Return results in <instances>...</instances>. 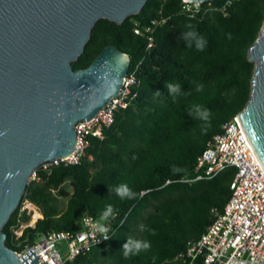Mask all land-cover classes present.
Instances as JSON below:
<instances>
[{
	"label": "trees",
	"instance_id": "trees-1",
	"mask_svg": "<svg viewBox=\"0 0 264 264\" xmlns=\"http://www.w3.org/2000/svg\"><path fill=\"white\" fill-rule=\"evenodd\" d=\"M183 5V0H147L121 24L95 23L73 69L88 67L113 44L129 56V71L137 67V96L117 109L102 139L89 138L77 164L35 169L3 228L8 247L18 252L50 232H78L85 215L99 220L111 204L115 217L106 222L116 228L114 234L63 264H181L178 255L187 242L197 240L215 212H222L236 168L197 179V157L250 98L254 63L248 51L264 24V0H209L193 14ZM160 18L165 21L153 32L135 33ZM186 24L206 40L203 51L187 46L181 35ZM168 83L178 84L180 92L169 94ZM198 84L203 91H196ZM196 105L211 111L206 131V122L189 114ZM174 167L180 171L174 173ZM121 183L136 193L135 199L109 192ZM25 200L41 218L15 239L11 226L30 221L26 211L18 218ZM129 237L148 240L152 247L125 259L122 246Z\"/></svg>",
	"mask_w": 264,
	"mask_h": 264
},
{
	"label": "water",
	"instance_id": "water-1",
	"mask_svg": "<svg viewBox=\"0 0 264 264\" xmlns=\"http://www.w3.org/2000/svg\"><path fill=\"white\" fill-rule=\"evenodd\" d=\"M146 2L0 0V264H47L31 249L19 257L3 228L35 169L71 154L75 124L95 117L123 84L130 59L113 44L88 67H72L95 23L121 24ZM248 59L251 95L237 118L264 168V24Z\"/></svg>",
	"mask_w": 264,
	"mask_h": 264
},
{
	"label": "built area",
	"instance_id": "built-area-1",
	"mask_svg": "<svg viewBox=\"0 0 264 264\" xmlns=\"http://www.w3.org/2000/svg\"><path fill=\"white\" fill-rule=\"evenodd\" d=\"M183 8L192 14L197 12L201 3L183 0ZM165 19H153L150 25L136 27L135 33H151ZM152 46V37L148 47ZM137 67L123 78V84L116 96L89 121L75 124L76 145L74 151L64 158L43 164L66 165L77 164L90 137L103 138V129L109 127L119 108H126L137 96ZM228 167H235L236 173L230 183V195L222 212L214 214L213 221L197 240L187 242L185 249L179 253L181 264H264V168L251 147L237 115L222 126V131L215 134L207 143L203 152L197 157V179L212 178ZM33 173L32 176H34ZM29 209L38 212V208L25 200L18 213V218ZM39 217V216H38ZM38 219L37 217L35 218ZM19 220V219H18ZM89 215L82 220V229L72 233L67 231L50 232L30 245L16 252L22 257L30 249L40 255L47 264H63L72 261L79 254L103 241L102 234L94 231L91 224L96 222ZM109 231V238L116 228L104 222ZM29 223L12 225L10 230L15 239L21 237ZM24 242H18L20 247ZM64 249V253L62 250Z\"/></svg>",
	"mask_w": 264,
	"mask_h": 264
},
{
	"label": "clouds",
	"instance_id": "clouds-1",
	"mask_svg": "<svg viewBox=\"0 0 264 264\" xmlns=\"http://www.w3.org/2000/svg\"><path fill=\"white\" fill-rule=\"evenodd\" d=\"M185 28L188 29L187 31L181 32V35L183 39L187 42L188 47H192L193 44L195 45V48L198 51H203L206 46V40L203 36H201L198 31L195 29V27L192 24H186ZM229 39H231V34L228 36ZM166 87L168 89L169 94H178L180 92V86L168 83L166 84ZM196 91L200 92L203 91V85H197ZM156 96L160 95V92L157 90L155 93ZM190 115H193L194 118L199 119L201 121L206 122V127L204 131L207 130V127H210V121H211V111L206 108H202L199 105L193 106L192 110L189 113ZM172 171L178 172L180 169L173 168ZM110 193H115L116 196H118L121 200L125 199H135L136 193L133 192L130 187L127 185V183H121L115 187H109ZM115 217V210L111 204H108L105 209L101 212L99 216V220L91 224V228L102 234L103 239L107 240L109 239V236L107 235L109 229L105 226L106 221L109 220V218ZM140 230L145 231L146 228L144 225H140ZM152 234H155L154 231ZM151 242L145 239H134L129 237L126 242L122 246V252L123 257L125 259H130L133 256L139 255L141 252H147L151 249ZM155 259V258H154Z\"/></svg>",
	"mask_w": 264,
	"mask_h": 264
},
{
	"label": "rangeland",
	"instance_id": "rangeland-1",
	"mask_svg": "<svg viewBox=\"0 0 264 264\" xmlns=\"http://www.w3.org/2000/svg\"><path fill=\"white\" fill-rule=\"evenodd\" d=\"M36 211V210H35ZM33 209H29V214H30V221H29V224L30 225H33L34 224V222H35V218H34V215L36 214V212H35ZM39 211V210H38ZM37 218H41V214L39 213V217H37ZM37 220V219H36ZM62 252L64 253V249L62 250Z\"/></svg>",
	"mask_w": 264,
	"mask_h": 264
},
{
	"label": "bare ground",
	"instance_id": "bare-ground-1",
	"mask_svg": "<svg viewBox=\"0 0 264 264\" xmlns=\"http://www.w3.org/2000/svg\"><path fill=\"white\" fill-rule=\"evenodd\" d=\"M39 216V213L36 212V214L34 215V218L38 217Z\"/></svg>",
	"mask_w": 264,
	"mask_h": 264
}]
</instances>
